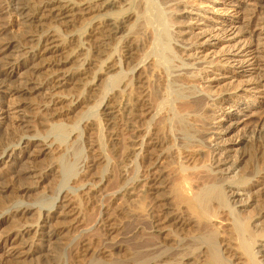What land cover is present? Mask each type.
<instances>
[{
    "label": "bare ground",
    "instance_id": "6f19581e",
    "mask_svg": "<svg viewBox=\"0 0 264 264\" xmlns=\"http://www.w3.org/2000/svg\"><path fill=\"white\" fill-rule=\"evenodd\" d=\"M254 1L212 0L207 21L226 24L215 33L191 25L189 10L209 0H0V264H130L144 244L146 264H264V151L246 153L239 133L253 113L264 127V100L246 113L235 68L231 82L216 75L243 63L221 52L234 26L264 89V0ZM78 192L101 198L99 223L130 229V253L105 255L121 239H85L92 216Z\"/></svg>",
    "mask_w": 264,
    "mask_h": 264
},
{
    "label": "rangeland",
    "instance_id": "374dc122",
    "mask_svg": "<svg viewBox=\"0 0 264 264\" xmlns=\"http://www.w3.org/2000/svg\"><path fill=\"white\" fill-rule=\"evenodd\" d=\"M243 2H244V0H243ZM245 2L247 3V5L249 7H252V8H254L257 5V4L254 3L255 2L254 0H252V1L245 0ZM263 2H262V6H264ZM211 3H212V0H209V2H205L204 5L202 6L201 10H194V11H190L189 10V13L192 12L190 14V16H191V25L195 26V30L197 32H201L202 30H207V29H209V26L213 24L215 26L214 32L216 33L217 31H220L222 29V27L226 26V24H221L220 20H217V19L211 20L210 22L207 21V18L209 16H211V14L213 13L212 12L213 4H211ZM223 8H224V6L222 4H218L216 6V8H215V11L216 10H221ZM208 10H210V11H208ZM229 16L233 17V19L235 20V21L233 20V23L236 24V27L237 26L239 27L241 25L240 20L237 18L238 16L234 15V13H232V11H229ZM233 27L234 26H231V28L228 29L229 31L224 32L225 33L224 34V38H223V40H220V42H222L221 52L225 51V53H224L225 55L223 53H221V55H224L226 58H235V60H237V61L242 60L243 63L242 64H238V62H235V63L231 62L232 64L229 65L228 69L225 72H222V71H220L218 73L216 72L217 73L216 75H217L218 80H223V79L225 80L227 78L225 80V82H231V80L229 78V75H225L224 76V74L228 73L229 70L235 68V70L238 72V75H237V78L232 80V82L236 83L235 85H237V83H239L241 81V82H243V83L240 84L241 88H243L244 91L246 89H248L243 94L244 95L243 97H241V95H240L241 94V92H240L241 89H238L237 92H236L237 94L239 92L238 99H235V100L238 101L240 98L246 99L245 97L247 95L251 96V99H252L251 100V105H249L247 110H245L246 113L249 114L250 113V109L253 108L254 110H257L259 108V103L262 102V100H264V89L256 84V82H257L256 80L258 78V73H257L258 72L257 71L258 70V67H257L258 65H255V61L256 60L254 58H255V54L256 53L255 54L253 53V50H254L253 46L254 45L249 43L246 46H244V48L242 50V51L247 50L246 52L238 53L237 52V48L239 46H243L244 45L243 43L245 41V38L241 37L240 35L234 34V30L235 29H233ZM248 32L250 33V30ZM248 37L249 36H247V38ZM217 40L216 39L213 40L212 44H215L216 42L219 41V40L218 41ZM235 45H236V47L234 48L233 46H235ZM226 50H227V52L229 51L228 54H227ZM260 51L263 52L264 49L261 48ZM220 56H218V57H220ZM208 71L210 72V70H208ZM19 75L17 76L18 78H15V82L17 83V85H19V83L24 82L22 75H20L22 78ZM237 79H238V82H236ZM233 94H235V92H233ZM13 108H15V107H13ZM215 110H216V108H213V111H215ZM225 111H228V110L226 109ZM76 115H77V113L73 114L72 115L73 119H71L69 122H71V123L75 122L77 120V119L75 120V116ZM27 116H28V109L26 110L24 107H21V109L19 108V110H12L11 111V117L15 118V119L12 120L11 130L14 133V135L16 133L15 136L19 135L16 138L26 134V130H27L26 127H25L26 125L22 121H25L26 119L28 120ZM245 120H246V122L248 124H246L247 126L246 125L245 126H241L243 129L240 127V132L239 133H240V135H242L244 133V131H245L246 132L245 133L246 136L249 135L248 137H250V142H249V144L247 145L246 148L244 147L246 149L244 151L246 153H251V151H252V153H254L256 151H258V152L264 151V127L261 128V126H259V127H257V129H255V127L257 126L256 121L258 120V116L255 113L249 114V116H247L245 118ZM75 126L76 127H74L73 129H77L78 132L80 131V129L81 130L84 129L83 132L85 131L84 134L86 133V136L88 137L89 131H88V129L85 128L86 125L85 126H82V125L80 126V125L76 124ZM244 128H246V129H244ZM77 130H76V132H77ZM237 135L240 136L238 133L236 134V136ZM238 136H237V138H238ZM70 137L68 136L64 140L65 141V142H63V144L65 143L64 145H67L70 142V140H69ZM235 141H238V140L235 138ZM87 146H89V145H87ZM16 149H17L16 152H18L21 155H25V154H27L29 152L25 148V145L22 146V147H17ZM92 156L93 155H91V152H90V153H88L87 160H84V161L88 162V159L90 158V160H89L90 163L88 162L89 165L95 164V161L92 160V158H93ZM99 170H98V172H99ZM83 178L85 179V177H83ZM86 181H88V180H86ZM82 194H83L82 192H78L77 193V198H79L78 202L80 204V209L82 210V212L92 216L91 220H90V223L88 225L89 228L86 227V230L89 231V232H87L88 235L84 236L85 239L88 242H92L93 245H95V246L97 244L96 247H101L100 243H98V242H111V241L112 242H117V241H119L121 239L120 242H122V241L126 242L125 243L126 247L124 248V250L122 248L120 250H115V251L112 250L108 254L104 253L106 250L102 251V252L106 256L110 254L109 256H114L115 258H118V256H119V259H122L127 254V252L132 250V247H133L132 244L133 243L130 244V242H135L134 236L129 231L130 229L126 230L124 232V234L120 235V232L117 230L118 226L116 227L117 231H115L114 229L111 230L110 227L108 228L107 224L99 223V221L97 220L98 219L97 218L98 217V211L96 213V211H94L93 208L95 206H97L98 204L100 205V202H102L101 198L96 195V196H93L92 199L86 200V199H84ZM26 197H22V199L23 198H24L23 200H26V199L27 200H31V199H33V195H32L31 198L29 197V195L26 196ZM222 218H228V217H222ZM101 221H104L103 217H102ZM221 231H222V234H221V232H220V234H221L222 238L220 240H218V242H226L224 240H227L225 238H228L230 236V232L228 230H226V228H222ZM145 242H150V241H145ZM144 245H142V247H140L138 255L137 254L133 255V257H132L133 261L131 260L132 262L130 264H146L145 259L147 258L148 254L150 253V251L152 249H151V247L149 245H146V244H144ZM3 246H4V243L0 242V247L3 248ZM104 248L107 249V246L104 247ZM227 248H229V247H227ZM135 252H136V250L134 251V253ZM226 252L227 253L231 252V255H233V252L231 251V249H227ZM103 253H102L101 257H103ZM131 253H133V251ZM0 254L2 255L3 253L1 252ZM72 258H73V256H71L70 253L68 254V252H64V254H63V262L64 263L70 261Z\"/></svg>",
    "mask_w": 264,
    "mask_h": 264
}]
</instances>
